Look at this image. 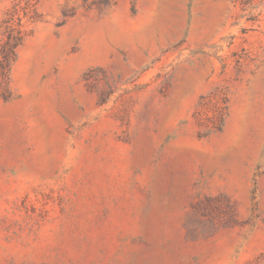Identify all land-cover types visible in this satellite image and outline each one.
Instances as JSON below:
<instances>
[{
    "label": "rangeland",
    "instance_id": "374dc122",
    "mask_svg": "<svg viewBox=\"0 0 264 264\" xmlns=\"http://www.w3.org/2000/svg\"><path fill=\"white\" fill-rule=\"evenodd\" d=\"M264 0H0V264H264Z\"/></svg>",
    "mask_w": 264,
    "mask_h": 264
},
{
    "label": "crops",
    "instance_id": "0c3cea01",
    "mask_svg": "<svg viewBox=\"0 0 264 264\" xmlns=\"http://www.w3.org/2000/svg\"><path fill=\"white\" fill-rule=\"evenodd\" d=\"M263 150H264V145H263Z\"/></svg>",
    "mask_w": 264,
    "mask_h": 264
}]
</instances>
